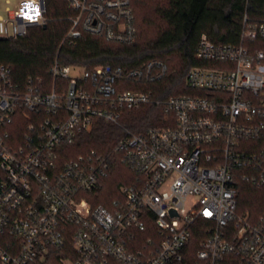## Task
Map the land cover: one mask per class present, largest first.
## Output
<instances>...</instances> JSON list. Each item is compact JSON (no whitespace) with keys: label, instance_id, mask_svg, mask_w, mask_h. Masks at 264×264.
Wrapping results in <instances>:
<instances>
[{"label":"built area","instance_id":"obj_1","mask_svg":"<svg viewBox=\"0 0 264 264\" xmlns=\"http://www.w3.org/2000/svg\"><path fill=\"white\" fill-rule=\"evenodd\" d=\"M66 1L68 36L135 41L131 0ZM45 13V0L22 1L0 35L24 36ZM241 39L264 40V21ZM195 55L210 65L188 74L197 94L166 101L124 90L164 80L158 60L92 71L56 61L51 86L0 64V264H264V218L237 214L234 186L242 168L264 190V51L203 35ZM155 103L166 113L157 126H124L128 111ZM99 121L120 129L114 146L68 158ZM118 157L137 180L111 194Z\"/></svg>","mask_w":264,"mask_h":264},{"label":"trees","instance_id":"obj_2","mask_svg":"<svg viewBox=\"0 0 264 264\" xmlns=\"http://www.w3.org/2000/svg\"><path fill=\"white\" fill-rule=\"evenodd\" d=\"M45 3L44 25L30 27L26 35L18 38L0 35V64L11 65L19 82L42 80L51 86L49 69L56 61L92 71L100 66L132 70L158 60L168 68L164 80H128L124 90L153 92L155 101H166L174 96L197 94L188 86L187 77L196 66H210L195 55L203 35L214 43L243 44L251 52L264 51L263 39L243 42L241 39L244 27L255 28L264 21V0H131L136 39L128 44L99 35L68 36L74 14L67 1L45 0ZM165 116L164 106L155 103L128 111L123 124L139 133L157 126L159 118ZM97 124V129L79 138L68 158L91 149L105 152L114 146L118 137L112 134L119 135L120 129L101 121ZM245 173L242 168L234 170L237 214L258 224L264 218V190L245 181ZM136 180L137 174L118 157L106 192L112 194L122 185H134Z\"/></svg>","mask_w":264,"mask_h":264},{"label":"rangeland","instance_id":"obj_3","mask_svg":"<svg viewBox=\"0 0 264 264\" xmlns=\"http://www.w3.org/2000/svg\"><path fill=\"white\" fill-rule=\"evenodd\" d=\"M22 1L26 0H0V19H7L9 16V11H15L19 4ZM2 26V22H0V28ZM76 71H73L72 74H77Z\"/></svg>","mask_w":264,"mask_h":264}]
</instances>
